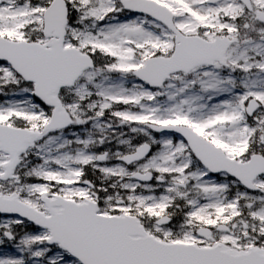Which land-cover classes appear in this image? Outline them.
<instances>
[{
  "label": "snow or ice",
  "instance_id": "1",
  "mask_svg": "<svg viewBox=\"0 0 264 264\" xmlns=\"http://www.w3.org/2000/svg\"><path fill=\"white\" fill-rule=\"evenodd\" d=\"M0 264H264V0H0Z\"/></svg>",
  "mask_w": 264,
  "mask_h": 264
}]
</instances>
